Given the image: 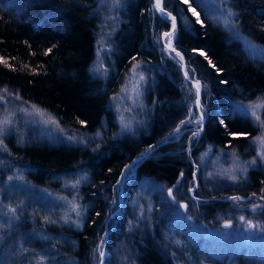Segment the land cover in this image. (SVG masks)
<instances>
[{
	"label": "trees",
	"instance_id": "obj_1",
	"mask_svg": "<svg viewBox=\"0 0 264 264\" xmlns=\"http://www.w3.org/2000/svg\"><path fill=\"white\" fill-rule=\"evenodd\" d=\"M117 1L116 70L138 59L146 72L144 123L134 133L116 132L109 106L114 75L102 79L90 69L97 0H0V95L49 111L70 130L83 132L87 142L44 141L33 137L27 122H11L4 136L9 151L0 146V159L12 161L0 168V188L7 193L12 184L4 185L3 179L20 175L37 188L66 192L82 208L69 222L50 221L54 246L38 251L51 259L49 264H192L200 258L209 264H264V250L222 256L195 244L174 218L167 191L182 181L190 203L217 217H233L246 202L240 196L250 194L264 215V167L250 168L245 188L221 191L197 182L191 162L208 144L255 145L259 123L238 110L237 102L264 95V0H161L163 13L154 0ZM226 8L234 14L227 25L219 17ZM168 12L176 18L172 46L183 54L188 77L201 82V129L196 93H187L192 85L181 71V56L160 39L171 26ZM242 37L258 44L262 54L253 53ZM190 111L198 117L195 126L185 124ZM75 173L83 174V181L71 188L66 178ZM23 189L13 198L20 202V215L32 222L17 235L36 251L31 226L42 228L48 209Z\"/></svg>",
	"mask_w": 264,
	"mask_h": 264
},
{
	"label": "rangeland",
	"instance_id": "obj_2",
	"mask_svg": "<svg viewBox=\"0 0 264 264\" xmlns=\"http://www.w3.org/2000/svg\"><path fill=\"white\" fill-rule=\"evenodd\" d=\"M117 5H119L117 0H97L98 27L95 51L90 69L94 75L102 79L114 75L112 77L114 82L111 85L113 91L109 97V106L112 112H114L115 119L118 123L116 132L117 134L122 132L134 133V127L144 123L143 115L146 110L144 101L146 72L143 70L141 62L138 59H133L125 67L116 70L112 36L115 28V9ZM220 12L219 17H221V20H227L228 23H231L232 16L228 15L229 10L226 8ZM164 34V31L161 32L160 39L162 37L164 41L168 43L169 38ZM242 38L245 40L244 37ZM244 40L243 43L247 45L253 53L262 54L261 47L258 44ZM141 75L144 77L143 80L140 79ZM191 89H193V91ZM191 89H189L187 93H196V87L194 85H192ZM0 97H3V99H0V120L7 117L11 122H27V125L34 129L32 133L33 137L44 141H64L70 144L87 143L84 141L86 135L83 132L74 129L70 130L61 124L56 116L37 105L38 108L43 110V116L38 114L28 115L22 111V109L27 108L29 112H31V105H35L34 103L22 102L17 99L16 96L10 94L0 95ZM258 98L264 100V95L252 100L237 102L238 105L244 106L246 109L244 112L250 114L259 123L260 131L252 138L255 145H247L240 149H236L234 146L228 144L224 146H213L212 144H208L197 150L195 155L192 156L191 162L194 164L192 172L197 182H201L204 188L212 190H214V188H219L221 191H226L235 187H239V189L245 188L250 182V175L248 174L250 168L256 166L259 171L263 170L261 168L264 167V158H262L261 154H264V143H262V141H264V106L257 109V116L259 119L253 116L252 109L248 108L250 104L259 103L260 101ZM48 115L54 117L57 123H45L44 121L47 120ZM191 115L192 117L188 118L185 122L186 126H195L198 122V117L194 115V112H191ZM17 116H19V118ZM182 127L183 126L179 127L180 132L183 131V129L181 130ZM6 132L7 128L4 134L0 136V146L4 147L3 152L8 153L9 148H6L4 144ZM5 160L8 163L12 161L9 159ZM5 160L0 159V168H5L6 166L9 168L11 166V164L8 165ZM253 161H255V163H252ZM232 175H235L237 178L235 180L231 179L230 176ZM83 176V174L75 173L73 178L67 177L66 182L72 185L71 188H74L73 185L76 187V185L83 181ZM7 177L3 179V183L4 185L7 183L12 184L11 188H9L7 193L3 192L2 187L0 188V264H49L51 263V259H49L45 253L41 255L38 251L45 250V252H47L54 246V243H50L51 241H49V238L52 237V230H50L49 227L51 225L50 221L69 222V217H71V219L78 217L79 215H77V213L80 214L82 208H80L79 204L73 200L72 196H69V194L67 195L66 192H57L56 190H51L46 187L37 188L28 183L25 179L23 180V178H20V175H17V178L11 177V179ZM77 181H79V183H77ZM257 182L261 183V180L258 179ZM24 187L28 192L31 191L35 193L39 200L43 201L46 209H48L43 215L44 226L39 229L31 226L33 230L31 238L33 237L34 242H36L34 247H38L36 251H34V249L31 250V248L28 250L27 247L22 244L20 240L22 238L17 235L19 233L25 234L24 230L26 226H29L32 222L30 217L27 218L26 216L20 215V212H18V210L20 211V202L13 198V195L20 193V189ZM169 189L172 190L175 199H173V196L169 195ZM189 190L190 189L187 187L186 191H188V193ZM63 191H66V189ZM167 191L174 207V218L187 229L189 236L195 244H199V246L203 245L206 250L215 255L219 254L222 256L225 254L232 255L234 252L239 251L257 252L264 250V230L260 228L249 230L247 224L240 220V217L243 216L246 221H251L253 225L264 226V215L259 209L260 207L256 208L255 211L253 210V206L259 204L256 203L254 199L252 200V198H250V194L240 196L241 199L246 202L241 204L242 206L240 208H237L238 211L233 217H226L225 215L217 217L210 216V214H207L205 211H200L195 204L190 203L189 196L185 193L182 181L176 182V184L168 188ZM117 203V206L120 207L124 204L121 200ZM181 204H187L188 207L186 209L182 208L180 207ZM74 205L77 207L74 208ZM49 211H54L55 213L52 214ZM223 217H225V219H223ZM227 222H230L231 227H224ZM14 250H16V252H14ZM19 252H21L22 255L24 254L23 259H21V254L17 255ZM15 256H17V259H15ZM176 264L184 263L176 261ZM192 264H209V262L200 258L197 259L196 263Z\"/></svg>",
	"mask_w": 264,
	"mask_h": 264
},
{
	"label": "snow or ice",
	"instance_id": "obj_3",
	"mask_svg": "<svg viewBox=\"0 0 264 264\" xmlns=\"http://www.w3.org/2000/svg\"><path fill=\"white\" fill-rule=\"evenodd\" d=\"M183 2L184 3H188V0H183ZM155 6L162 13L164 12V9L161 7V0H156V5ZM189 9L193 12L194 15L197 16V22L199 23L200 22L199 15L195 12V9L192 8L191 5H189ZM167 15L169 17H171V19H172V31L171 32H165L164 35L169 38L168 39V47L172 51H175V49L172 47V37H174L175 34H176V18L174 16H171V13H167ZM228 15L229 16H232L234 14L231 11H229ZM225 24L226 25L228 24V21L227 20H225ZM48 51H51V49H49ZM176 54L178 56H180V53L179 52H177ZM200 54L201 55H205L203 52H201ZM180 58H181V60H183V56H181ZM205 59H208V57L206 55H205ZM209 64H211V61L210 60H209ZM185 78L186 79L188 78V73L187 72H185ZM140 79L141 80L144 79L143 75H141ZM195 87H196V93H197V104L199 105V102H200V87H201L199 81H196L195 82ZM0 99H3V97H0ZM17 99H19L18 96H17ZM258 100L260 101L259 103H253V104H250L248 106V108H251L252 109V115L253 116H256L257 119H259V117L257 116V109H259L261 106H264V100H260V98H258ZM237 108H238V110L246 111V109L244 108L243 105H237ZM31 109H32L31 112H29V110L27 108L22 109V111H24L28 115H32V114H38V115H41V116L44 115L43 110L40 109V108H38L36 105H31ZM202 119H203V117H201V120ZM44 122L45 123H53V124H56L57 123V121L55 120V118L52 117L51 115H48L47 120H45ZM221 123H223V121H221ZM9 124H11V120L9 118H7V117H5L3 120H0V136H2L4 134V132L6 131V128H7V126ZM181 124H184V121H181ZM126 127H127V125H126ZM179 130L180 129H179V126H178L177 131H179ZM193 135L194 136L199 135V132H194ZM262 143H264V141H262ZM261 155H262V158H264V154H261ZM252 163H255V161H253ZM230 178L233 179V180H235L237 177L235 175H232V176H230ZM9 179H11V177ZM77 183H79V181H77ZM73 187H75V185H73ZM169 195L170 196H173V193H172V190L171 189H169ZM173 199H175L174 196H173ZM230 199L237 200V199H240V198L239 197H230ZM75 207H77V206L74 205V208ZM180 207L186 209L188 207V205L187 204H181ZM258 207H261V206L254 205L253 206V210L255 211L256 208H258ZM77 215H79V213H77ZM189 219H190V217H189ZM240 220L242 222H244V223L247 224V228L249 230H252L254 228H260L261 230H264V226H261V225H253L251 221H246L245 220V217H243V216L240 217ZM224 227L225 228L231 227L230 222L225 223ZM100 255H101V257L104 256L103 251L100 252ZM102 264H103V262H102Z\"/></svg>",
	"mask_w": 264,
	"mask_h": 264
},
{
	"label": "water",
	"instance_id": "obj_4",
	"mask_svg": "<svg viewBox=\"0 0 264 264\" xmlns=\"http://www.w3.org/2000/svg\"><path fill=\"white\" fill-rule=\"evenodd\" d=\"M154 4L156 5V0H154ZM168 13H171V12H168ZM171 16H173L172 13H171ZM170 18H171V17H170ZM171 31H172V19H171V26H170V28H169L168 30H165L164 32H171ZM161 40H162V42L164 43V45L168 47V43H167L166 41H164V39H163L162 37H161ZM172 47H173V46H172ZM168 48H169V47H168ZM173 48L175 49V52H179V53H180V56H183V54L181 53V51H180L179 49H177L176 47H173ZM184 65H185V58H184V56H183V60H181V65H180V67H181V71H182V73H183L184 76H185ZM187 79H188L189 82H190L192 85H194V86H195V82H196V81H199V80H197V79H195V78H192V77H188ZM199 82H200V81H199ZM200 85H201V82H200ZM200 90H201V87H200ZM195 105H196V108H197V110H198V113H199L200 118L203 117V119L201 120V124H200V126H199V129H201V127H202V123H203V121H204V115H203L202 112L200 111V109H199V105L197 104V93H196V96H195Z\"/></svg>",
	"mask_w": 264,
	"mask_h": 264
}]
</instances>
